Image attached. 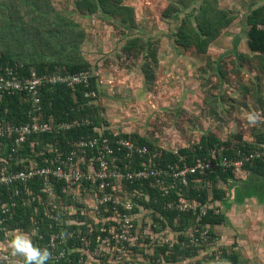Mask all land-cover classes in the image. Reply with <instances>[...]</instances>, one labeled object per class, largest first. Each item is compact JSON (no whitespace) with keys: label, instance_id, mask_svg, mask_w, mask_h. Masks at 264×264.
Here are the masks:
<instances>
[{"label":"trees","instance_id":"obj_1","mask_svg":"<svg viewBox=\"0 0 264 264\" xmlns=\"http://www.w3.org/2000/svg\"><path fill=\"white\" fill-rule=\"evenodd\" d=\"M93 1L80 0L77 3H83L84 5L81 6H84L85 10H89L91 14L97 12L101 5L103 11L107 15L110 14L111 17L120 15L122 10L130 9L129 6H123L125 0ZM178 1L185 5V0ZM191 3L190 1L186 5L189 7ZM206 3L199 12L193 8L191 12L185 14L176 38L180 46L187 49L196 48L198 53L205 51L207 46L223 33L222 29L227 27L233 18H229L225 10L215 9ZM180 10V6L172 2L165 10V14L170 16L174 12H180ZM194 18L199 22V29L194 27L192 22ZM204 20H209V23L206 24ZM247 26L250 50L264 57V5L250 12L247 18ZM86 38V26L59 10L53 0H0V78L6 74L7 68H13L22 74H28L31 69H35L41 74L52 72L76 73L82 70L93 72L92 63L83 52V44ZM144 45L145 42L139 37H130L124 49L134 54L136 58L141 57L144 60L142 69L150 78L152 70L148 59H150L149 55L151 54L149 53L150 49H146ZM97 78L93 72L89 87L83 85L70 87L65 84L43 86L41 96L46 119H53L58 122L88 118L91 123L77 125L60 132L32 135L26 143L17 147L16 151H13V144L10 139L1 137L0 169L3 165V158L8 159L7 164L10 169L28 168L34 159L40 165H45L44 157L68 154L72 149V141L90 135H99L100 130H103L104 134L111 139L127 138L133 140L137 145L148 146L152 151L160 152V155L152 160L148 154L136 153L130 158L123 155L120 165L124 167L125 162L131 163V168L144 167L145 164L153 166L175 164L183 167L194 164L197 158L215 159L222 155L233 157L237 155L239 150L256 148L264 144V132H254L250 138L238 134L235 136L237 141H234L233 138L225 140L211 133L203 134L204 136L202 135L195 144L175 151L158 146L151 139L137 133H115L105 126L103 109L95 102L97 100L90 99L85 95L86 91L95 89L98 91L99 97L101 96ZM29 111L30 102L24 92L7 94L0 101V122L25 123L29 120ZM214 149H216V154L212 152ZM244 172L251 174L250 176H255L256 181L250 178L245 182L237 183L240 180V174L231 169L224 170L218 166L214 173H208L200 182H194L196 176H192L188 189L186 187L183 189L180 187L173 188L166 195H163L160 188L151 187L148 182L144 187H139V183L131 185L132 189L149 192L151 196L149 200H139V203L148 210L150 216L149 219L143 220L140 229L144 234L148 233V229H153V233L148 234L149 237L146 238L145 243H142L145 245L144 248L138 249V245L132 247V262L142 259L140 251L144 253L149 247L152 252L146 255V258L159 264L163 262L181 264L183 261L187 262L182 264H194L189 261L195 257H197L195 264H213V261L217 259L227 260L229 264H242L236 250L231 251L227 247H223L212 253L204 254V249L218 239L216 227L223 225L228 220L225 212L221 211L217 205V201L225 202L228 190L232 188L230 181H234L232 183L236 187L238 198L253 195L264 197V185L257 183V180L260 181L261 178L264 180V161L258 160L253 164H247ZM222 181L226 183L228 189L219 187V183ZM15 187L16 185L3 186L1 193L4 200L12 198ZM35 191L39 199L32 205H25L22 201L19 203L15 209L14 217L8 222L9 230L19 228H28L30 231L37 230L45 236L43 240L39 239L40 246L43 245L50 253L53 251L51 247L47 246V243L52 232H62L66 235L72 233L66 240V244L64 241V244L59 246L60 248H69L71 245L79 247L85 241L84 238L92 240V246L96 247L97 237L99 235L104 237L100 224H96L95 220L88 218L81 211L69 213L66 208H62V217L60 215L59 221L50 219L46 206L42 203L47 199V193L42 190L41 186ZM56 193V202L67 206L75 203L71 196L61 192L59 186L56 188ZM181 197L198 200L201 206H207L206 215L200 216L199 210L180 211L166 206L167 202ZM203 225L208 227L206 239L201 236ZM163 230L175 232L176 238L164 243L156 241L160 240V238L157 239L158 237L152 238L155 235L154 231L161 233ZM4 239L3 231L0 232V241ZM116 253L110 251L105 254L114 257ZM70 255L72 260L79 257L78 253ZM69 263L70 259L68 258L66 260L60 259L57 262V264ZM0 264H6V262L0 261Z\"/></svg>","mask_w":264,"mask_h":264},{"label":"rangeland","instance_id":"obj_2","mask_svg":"<svg viewBox=\"0 0 264 264\" xmlns=\"http://www.w3.org/2000/svg\"><path fill=\"white\" fill-rule=\"evenodd\" d=\"M53 1L65 14L84 18L87 22L83 52L91 60L93 72L98 77L101 96L95 102L103 109L104 124L111 131L137 133L158 146L178 151L198 142L203 134L213 133L222 139L237 141L238 134L250 138L256 130H261L264 57L244 47L236 50L232 47L234 35L247 29L246 12L252 0H185V5L178 0H125L123 6L130 9L120 11L115 17L107 15L101 5L90 15L89 10L77 4L80 0ZM190 1L188 7L186 4ZM172 2L181 10L167 16L165 10ZM205 3L225 10L226 15L233 18L222 29L223 33L205 51L198 53L196 48L180 46L176 38L185 14L193 8L199 12ZM192 22L199 29L198 20L194 18ZM204 22L208 24L209 20ZM130 37H139L146 49H150V78L142 69L144 60L124 49ZM251 111L261 118L255 126H250L246 119ZM246 132L251 136L247 137ZM20 230L29 233L33 242L40 246L39 240L34 238L35 231ZM147 232L153 233V229ZM154 234L157 239L163 236L170 240L177 236L167 230L154 231ZM142 243L145 240H138V249L144 248ZM102 247L103 251H97L98 246L93 247L92 240H85L79 247L71 245L70 252L78 253L76 259H84L88 264L95 259L112 264L113 257L105 253L114 251L107 243ZM151 250L149 247L144 253L139 250L142 259L134 262L159 264L146 258ZM196 260L197 257L189 262L195 264Z\"/></svg>","mask_w":264,"mask_h":264},{"label":"built area","instance_id":"obj_3","mask_svg":"<svg viewBox=\"0 0 264 264\" xmlns=\"http://www.w3.org/2000/svg\"><path fill=\"white\" fill-rule=\"evenodd\" d=\"M93 72L82 70L76 73H39L31 69L28 74L16 72L13 68H7L6 74L0 78V101L5 95L15 92H24L30 102L29 120L25 123H1L0 138H8L12 141L13 151L26 143L30 136L49 132H60L82 124H90L88 118L75 119L73 121H58L46 119L44 115L41 89L43 86H55L65 84L70 87L91 85ZM86 97L97 100L99 93L95 89L86 91ZM71 151L68 154H59L55 157L43 158L45 165H40L36 159L25 169H10L8 159L3 158L0 169V232L8 229V222L14 217L15 209L22 201L25 205H32L39 196L35 190L41 186L47 193V199L42 203L46 206L49 218L59 221L62 217V208L69 213L81 211L88 218L100 224L103 236L97 237V251H103V243L118 255L113 257L112 264H138L132 262V247L138 240H146L149 233H142L140 226L146 217V210L139 200H149V192L141 189H132L131 185L139 183L144 187L148 182L151 187L160 188L163 195L169 194L173 188L187 189L190 187L192 176L195 181L203 180L208 173H214L218 166L224 170L231 169L237 174L244 172L247 164L261 160L264 161V144L251 149L239 150L236 156L222 155L219 158H197L192 165L183 167L169 164L167 166H153L145 164L144 167L131 168V163L120 165L122 156L130 158L133 154H148L150 160L160 155L159 151H152L148 146L137 145L127 138L111 139L100 130L99 135H90L80 140L72 141ZM95 151V152H94ZM216 154V149L212 150ZM141 164V163H140ZM144 165V164H143ZM16 185L14 194L10 200H4L1 189L3 186ZM71 196L75 203L64 205L57 201L56 188ZM166 206L180 211L199 210L200 216H205L207 206H201L198 200L188 198L174 199L166 203ZM60 212V213H58ZM66 218V217H65ZM68 218V217H67ZM51 228H53L51 226ZM20 229V228H19ZM38 229V228H37ZM199 230V229H198ZM197 230V231H198ZM35 240H43L45 236L35 231ZM71 234L52 232L47 246L52 248L49 262L54 263L60 259H70V249L59 246L66 244ZM202 238L208 236V227L203 225ZM154 235L152 238H157ZM87 240V238H84ZM160 240H169L161 237ZM45 248L44 246H40ZM100 255V254H98ZM79 259V258H78ZM70 259L69 264H88L83 260ZM90 264H103L99 259Z\"/></svg>","mask_w":264,"mask_h":264},{"label":"crops","instance_id":"obj_4","mask_svg":"<svg viewBox=\"0 0 264 264\" xmlns=\"http://www.w3.org/2000/svg\"><path fill=\"white\" fill-rule=\"evenodd\" d=\"M77 4L81 6L80 3ZM262 5H264V0H252V3L248 5L246 20L253 9ZM132 7L134 9V6ZM72 17L86 26L87 22L84 21V18L81 19L77 16ZM232 43L234 50L238 49V47L242 49L244 47L247 48L245 50L251 51L248 45V26L242 34L237 32V34L234 35ZM94 69H96L95 66ZM257 111L261 112L260 110ZM260 126L261 130L258 131L255 128L256 132H264V121H262ZM258 127L259 126H257V128ZM246 135L247 137L251 136V134L248 135L247 132ZM250 175L251 174L246 172L241 173L239 176L240 180L237 181V183L245 182V180L250 178L256 181V177ZM257 181L258 184L264 185L263 178ZM232 182L234 181H230L232 188H229L225 198V202L227 203L225 204V202L217 201V205L221 208V211L225 212L228 220L223 225L216 227V231L219 235L218 239L204 249V254L212 253L217 249L227 247L228 250H236L242 264H264V197L253 195L238 198L236 195V187L233 186L234 183ZM226 186V183L223 181L219 183V187L228 189ZM156 241L164 243L170 240Z\"/></svg>","mask_w":264,"mask_h":264},{"label":"clouds","instance_id":"obj_5","mask_svg":"<svg viewBox=\"0 0 264 264\" xmlns=\"http://www.w3.org/2000/svg\"><path fill=\"white\" fill-rule=\"evenodd\" d=\"M250 126L261 122L258 113L251 111L246 114ZM5 239L0 241V261L6 264H47L51 253L47 248L35 244L29 233L20 229L3 230ZM213 264H229V261L217 259Z\"/></svg>","mask_w":264,"mask_h":264}]
</instances>
